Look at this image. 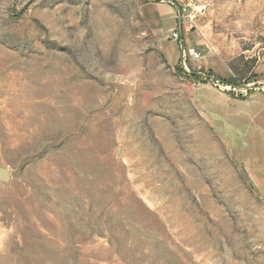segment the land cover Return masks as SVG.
I'll return each instance as SVG.
<instances>
[{
	"label": "rangeland",
	"instance_id": "rangeland-1",
	"mask_svg": "<svg viewBox=\"0 0 264 264\" xmlns=\"http://www.w3.org/2000/svg\"><path fill=\"white\" fill-rule=\"evenodd\" d=\"M0 264H264V0H0Z\"/></svg>",
	"mask_w": 264,
	"mask_h": 264
},
{
	"label": "crops",
	"instance_id": "crops-1",
	"mask_svg": "<svg viewBox=\"0 0 264 264\" xmlns=\"http://www.w3.org/2000/svg\"><path fill=\"white\" fill-rule=\"evenodd\" d=\"M155 11H156V21L159 23L162 32L164 35L168 38H170L172 32L177 28V26L180 25V21L178 19V9L175 4L173 3H168L164 1H157L155 3ZM165 49V51L168 53V46L169 45H162ZM199 49V47H194ZM193 48V49H194ZM171 49V47L169 48ZM192 48L190 46H187V49L185 51L191 52ZM176 50L174 49L173 54H175ZM176 56V55H175ZM174 56V57H175Z\"/></svg>",
	"mask_w": 264,
	"mask_h": 264
},
{
	"label": "built area",
	"instance_id": "built-area-1",
	"mask_svg": "<svg viewBox=\"0 0 264 264\" xmlns=\"http://www.w3.org/2000/svg\"><path fill=\"white\" fill-rule=\"evenodd\" d=\"M170 38L175 40V41H178L180 39V33H179V29L178 28H176L172 32ZM184 52H186V51L184 50ZM190 55L195 60H200V59L203 58L202 52L199 49H197V48L192 49L191 52H190Z\"/></svg>",
	"mask_w": 264,
	"mask_h": 264
}]
</instances>
